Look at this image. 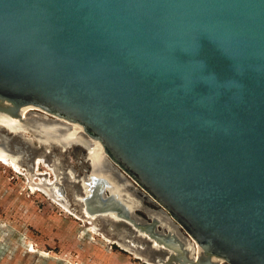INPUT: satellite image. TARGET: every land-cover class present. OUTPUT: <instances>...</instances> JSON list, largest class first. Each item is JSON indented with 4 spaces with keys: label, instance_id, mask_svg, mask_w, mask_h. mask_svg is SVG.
Listing matches in <instances>:
<instances>
[{
    "label": "water",
    "instance_id": "obj_1",
    "mask_svg": "<svg viewBox=\"0 0 264 264\" xmlns=\"http://www.w3.org/2000/svg\"><path fill=\"white\" fill-rule=\"evenodd\" d=\"M0 154L156 264H264V0H0Z\"/></svg>",
    "mask_w": 264,
    "mask_h": 264
},
{
    "label": "rangeland",
    "instance_id": "obj_2",
    "mask_svg": "<svg viewBox=\"0 0 264 264\" xmlns=\"http://www.w3.org/2000/svg\"><path fill=\"white\" fill-rule=\"evenodd\" d=\"M6 164L0 159V264H65L67 259L80 264H149L107 233L102 232L117 242L108 244L102 235L81 236L78 229L87 228L85 222L45 191L33 190L26 175Z\"/></svg>",
    "mask_w": 264,
    "mask_h": 264
},
{
    "label": "bare ground",
    "instance_id": "obj_3",
    "mask_svg": "<svg viewBox=\"0 0 264 264\" xmlns=\"http://www.w3.org/2000/svg\"><path fill=\"white\" fill-rule=\"evenodd\" d=\"M0 159L2 160V162H5V163H7L6 165H8V164H10L11 166H13L17 171L16 172H18V171H20L21 173H23L24 175H26L27 176V182H28V184L30 185V187L33 189V190H35V189H40V190H43L39 185H36V184H34V183H31L30 182V180H29V177H28V175L26 174V167H24V166H19V164H18V162H15V161H12V159L10 158V157H6V156H3V155H1L0 154ZM9 166V165H8ZM24 171V172H23ZM19 172V173H20ZM29 187V188H30ZM44 191V190H43ZM47 193V192H46ZM49 196H51V195H49ZM52 197V196H51ZM52 199L55 201V202H58L59 204H61V206H63V207H66L63 203H61L59 200H57L56 198H54V197H52ZM68 210H70V209H68ZM72 213V212H71ZM75 213V212H74ZM73 213V214H74ZM73 214H72V216H73ZM75 216L77 217V218H79V219H81V222L83 221V222H85V224H87L88 225V227L86 228H83V227H81L80 226V228L78 229L79 231H80V234H81V236H84L85 238H89V239H95L96 237H97V235H102V237L104 238L103 240L105 241V242H107L108 244H111V243H116L117 241L116 240H114V239H112V238H110V237H108L107 235H105V234H103V233H105L104 231H99V229L96 227V226H94L93 224H91L90 222H88L87 220H85L84 218H82L81 216H79L78 214H76L75 213ZM75 217V218H76ZM83 226V225H82ZM85 226V225H84ZM103 232V233H102ZM84 238V239H85ZM85 241V240H84ZM77 242V241H76ZM120 243V245H121V247L123 248V249H125V250H127V251H129L130 253H132L133 255H135L137 258H142L143 260H148V259H146L145 257H143L140 253H138V252H136L135 250H133V249H131V248H129L128 246H126V245H124V244H122L121 242H119ZM28 244V243H27ZM31 244V243H30ZM107 244V245H108ZM104 249V248H103ZM32 251H36V249H35V246H33V248L31 249ZM37 252V251H36ZM41 253L44 255V256H50V254L49 253H47V251H41ZM40 255V254H39ZM55 255V254H54ZM149 261V263L150 264H156V263H154V262H152V261H150V260H148ZM65 264H80V263H77V262H75L74 260H72V259H67V260H65Z\"/></svg>",
    "mask_w": 264,
    "mask_h": 264
},
{
    "label": "flooded vegetation",
    "instance_id": "obj_4",
    "mask_svg": "<svg viewBox=\"0 0 264 264\" xmlns=\"http://www.w3.org/2000/svg\"><path fill=\"white\" fill-rule=\"evenodd\" d=\"M146 262H147V263H149V261H148V260H146ZM149 264H150V263H149Z\"/></svg>",
    "mask_w": 264,
    "mask_h": 264
}]
</instances>
